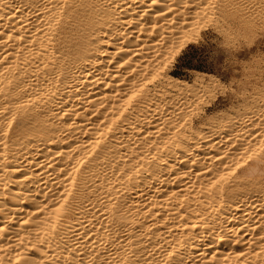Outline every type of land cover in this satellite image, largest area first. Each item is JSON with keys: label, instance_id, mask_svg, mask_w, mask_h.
<instances>
[{"label": "bare ground", "instance_id": "obj_1", "mask_svg": "<svg viewBox=\"0 0 264 264\" xmlns=\"http://www.w3.org/2000/svg\"><path fill=\"white\" fill-rule=\"evenodd\" d=\"M225 7L0 0V264H264V98L170 74Z\"/></svg>", "mask_w": 264, "mask_h": 264}, {"label": "rangeland", "instance_id": "obj_2", "mask_svg": "<svg viewBox=\"0 0 264 264\" xmlns=\"http://www.w3.org/2000/svg\"><path fill=\"white\" fill-rule=\"evenodd\" d=\"M233 1L225 0L222 27H217L215 18L207 19L203 28L200 23L193 30L192 40L189 37L177 43L175 60L170 65V74L185 82L204 80L192 111L200 121L214 112L243 109L264 98V0Z\"/></svg>", "mask_w": 264, "mask_h": 264}]
</instances>
